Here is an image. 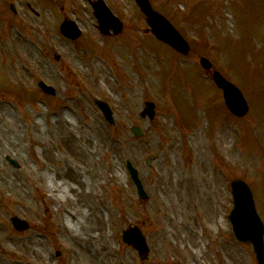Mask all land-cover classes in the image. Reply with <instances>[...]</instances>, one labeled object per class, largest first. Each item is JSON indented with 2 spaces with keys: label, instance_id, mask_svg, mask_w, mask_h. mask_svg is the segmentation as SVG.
Segmentation results:
<instances>
[{
  "label": "rangeland",
  "instance_id": "obj_1",
  "mask_svg": "<svg viewBox=\"0 0 264 264\" xmlns=\"http://www.w3.org/2000/svg\"><path fill=\"white\" fill-rule=\"evenodd\" d=\"M90 1L0 0V264H258L228 213L240 178L264 221V0H150L189 42L186 55L156 38L135 0H104L123 27L102 35ZM64 19L78 39L61 33ZM214 71L241 89L244 117ZM134 225L144 260L123 240Z\"/></svg>",
  "mask_w": 264,
  "mask_h": 264
},
{
  "label": "water",
  "instance_id": "obj_2",
  "mask_svg": "<svg viewBox=\"0 0 264 264\" xmlns=\"http://www.w3.org/2000/svg\"><path fill=\"white\" fill-rule=\"evenodd\" d=\"M136 1L141 7V10L148 16V21L155 36L182 53L187 54L189 46L172 24L164 16L154 11L148 0ZM94 8L96 9L95 15L100 21L103 33H108L110 28H113L115 33H119L122 30V23L107 8L103 6L99 7L95 4ZM61 30L64 35L72 39L77 38L80 34L79 30H77V28L69 21L62 24ZM202 65L206 69L211 67V63L206 59H202ZM214 79L217 84L224 89L226 102L230 110L238 116L245 115L249 108L239 89L223 78L219 72L214 73ZM40 86L43 91L48 94L54 95L56 93L53 87L47 86L43 82L40 83ZM97 104L102 109L109 123L113 124V113L109 105L102 101H97ZM147 106L149 107V110L148 112L146 111V113L153 118V105L147 103ZM133 132L137 136H141L142 134L141 130L136 127L133 128ZM10 161L14 166H19L16 161L12 159H10ZM127 164L132 179L138 187L140 197L147 199L148 195L139 178L138 171L130 162ZM232 194L234 198V209L232 210L230 219L233 224L235 235L242 242L252 243L259 264H264V223L257 213L252 191L243 180L237 179L232 183ZM12 222L18 230H25L29 227L27 222L20 220L19 218H13ZM124 240L138 250L142 259L148 257L149 248L147 240L138 227L134 226L125 230Z\"/></svg>",
  "mask_w": 264,
  "mask_h": 264
},
{
  "label": "bare ground",
  "instance_id": "obj_3",
  "mask_svg": "<svg viewBox=\"0 0 264 264\" xmlns=\"http://www.w3.org/2000/svg\"><path fill=\"white\" fill-rule=\"evenodd\" d=\"M56 190V189H55ZM68 191H70V188L68 187V185H67V188H61L60 189V191L59 190H56V193H57V196H56V200L58 201V202H60L62 199H66L67 198V196H68ZM72 216V215H71ZM66 221L70 224V231H72V230H74V225H73V223L69 220V219H67L66 218Z\"/></svg>",
  "mask_w": 264,
  "mask_h": 264
}]
</instances>
